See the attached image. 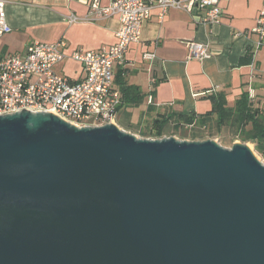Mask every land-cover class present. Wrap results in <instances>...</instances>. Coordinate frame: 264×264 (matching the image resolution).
I'll list each match as a JSON object with an SVG mask.
<instances>
[{"label":"water","instance_id":"1","mask_svg":"<svg viewBox=\"0 0 264 264\" xmlns=\"http://www.w3.org/2000/svg\"><path fill=\"white\" fill-rule=\"evenodd\" d=\"M0 264H264V164L246 144L2 116Z\"/></svg>","mask_w":264,"mask_h":264},{"label":"crops","instance_id":"2","mask_svg":"<svg viewBox=\"0 0 264 264\" xmlns=\"http://www.w3.org/2000/svg\"><path fill=\"white\" fill-rule=\"evenodd\" d=\"M92 0H6L5 17L9 32L0 39V56L23 55L28 40L55 43L63 39L74 48L98 50L115 42L117 17L91 23L68 24L65 17L86 15ZM111 0H98L107 6ZM264 0L220 2L216 24H203L202 11L187 14L168 10L163 16L154 8L144 23L140 40L131 44L123 60L114 66L112 88L121 107L116 114L120 128L133 126L136 119L157 114L204 113L210 109L208 96L225 94L228 105L243 93L249 99H264V42L257 47L252 33ZM204 44L208 57L188 60V44ZM251 54V59L246 56ZM151 55L152 58H148ZM65 58L54 68L61 73ZM72 61V60H70ZM72 81L83 77L79 64ZM142 98L133 104L132 88ZM127 90V91H126ZM136 114V115H135Z\"/></svg>","mask_w":264,"mask_h":264},{"label":"built area","instance_id":"3","mask_svg":"<svg viewBox=\"0 0 264 264\" xmlns=\"http://www.w3.org/2000/svg\"><path fill=\"white\" fill-rule=\"evenodd\" d=\"M232 0H111L100 6L92 0L86 15L65 17L68 24L91 23L117 17L119 28L115 42L98 50L74 48L69 51L63 39L55 43L31 42L23 55L0 56V117L20 113L23 109L52 113L74 125L99 127L117 125L116 114L121 104L112 88L113 70L131 44L140 40L144 23L154 8L163 16L168 10L192 14L202 11L203 24H216L221 16L220 2ZM6 0H0V39L9 32L5 17ZM252 33L258 37L257 47L264 42V6L260 10ZM150 59L151 55H147ZM208 57L204 44H188V60ZM69 58L82 68L78 81L55 72L54 68ZM119 127V126H118Z\"/></svg>","mask_w":264,"mask_h":264},{"label":"trees","instance_id":"4","mask_svg":"<svg viewBox=\"0 0 264 264\" xmlns=\"http://www.w3.org/2000/svg\"><path fill=\"white\" fill-rule=\"evenodd\" d=\"M250 59L251 54H248L246 60ZM132 91L135 94L133 104L138 105L142 95L136 87ZM207 99L210 109L204 113L157 114L142 135L145 138H162L169 133L168 129L171 127L173 133L181 139L205 141L225 130L231 136L230 143L239 141L252 144L254 151L264 158V99L261 102L254 101L249 99L247 93H243L232 106L228 105L225 94L222 93L208 96ZM133 127L129 125L125 129Z\"/></svg>","mask_w":264,"mask_h":264},{"label":"rangeland","instance_id":"5","mask_svg":"<svg viewBox=\"0 0 264 264\" xmlns=\"http://www.w3.org/2000/svg\"><path fill=\"white\" fill-rule=\"evenodd\" d=\"M28 44H30L31 42L35 41V40H28ZM62 71L61 73L65 76H69V77H75L76 76V70L78 69V65L70 60H65L64 61V66L62 67ZM136 115V114H135ZM152 118H141V119H136L135 123L133 124V128L130 130H127L123 128H121L122 130H124L126 133H129L131 135H133L135 138L137 139H149V140H157L160 141L162 139H174L175 141H179V142H189L190 140L188 139H181L179 138V135H176L173 133V129L170 127L168 129L169 133L166 134L164 137L162 138H158V139H152V138H145L142 135V132H146V128L149 126V124L151 123ZM120 127V126H119ZM230 138L231 136L229 135V133L227 131H222L220 135L215 136L213 139H209L214 141L216 144L220 145L223 148L226 149H231L233 144H243L239 141H235L233 143H230ZM247 147L249 148V150L252 152V154L254 155V157L261 162L262 164H264V158L259 156L255 151H254V146L252 144L247 143L246 144Z\"/></svg>","mask_w":264,"mask_h":264}]
</instances>
